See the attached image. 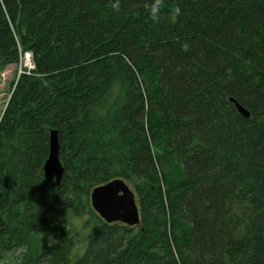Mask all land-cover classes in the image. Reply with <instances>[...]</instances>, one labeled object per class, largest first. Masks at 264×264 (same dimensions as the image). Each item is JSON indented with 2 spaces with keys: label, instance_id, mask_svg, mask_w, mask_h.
Instances as JSON below:
<instances>
[{
  "label": "trees",
  "instance_id": "16d2710c",
  "mask_svg": "<svg viewBox=\"0 0 264 264\" xmlns=\"http://www.w3.org/2000/svg\"><path fill=\"white\" fill-rule=\"evenodd\" d=\"M152 2L0 0V73L35 64L0 119L11 264H264V0H159L156 23ZM114 179L139 225L93 210Z\"/></svg>",
  "mask_w": 264,
  "mask_h": 264
},
{
  "label": "water",
  "instance_id": "95a60500",
  "mask_svg": "<svg viewBox=\"0 0 264 264\" xmlns=\"http://www.w3.org/2000/svg\"><path fill=\"white\" fill-rule=\"evenodd\" d=\"M233 103L244 118L250 117L245 108L236 101ZM43 173L47 180H54L57 184L62 179L63 167L58 157L56 131H52L50 134L49 154L43 166ZM90 200L93 210L106 223L119 222L128 226H137L140 223L135 194L129 185L121 179H114L95 187L90 194Z\"/></svg>",
  "mask_w": 264,
  "mask_h": 264
},
{
  "label": "rangeland",
  "instance_id": "374dc122",
  "mask_svg": "<svg viewBox=\"0 0 264 264\" xmlns=\"http://www.w3.org/2000/svg\"><path fill=\"white\" fill-rule=\"evenodd\" d=\"M34 67H35V64H34ZM33 71H35V68ZM17 72H18L17 64H12V65L7 66L0 73V119L3 115V111L9 100L11 89H12V84L17 80ZM87 239H88L87 235L82 236V241L84 244L87 243ZM20 255H21V252L0 253V264H11L12 262L18 260ZM77 255L78 256L81 255V252L78 253ZM73 260H75V257Z\"/></svg>",
  "mask_w": 264,
  "mask_h": 264
},
{
  "label": "built area",
  "instance_id": "2783aa9c",
  "mask_svg": "<svg viewBox=\"0 0 264 264\" xmlns=\"http://www.w3.org/2000/svg\"><path fill=\"white\" fill-rule=\"evenodd\" d=\"M17 66L18 76H20L21 74H31L35 68L32 53L29 51L19 50Z\"/></svg>",
  "mask_w": 264,
  "mask_h": 264
},
{
  "label": "clouds",
  "instance_id": "9594fccd",
  "mask_svg": "<svg viewBox=\"0 0 264 264\" xmlns=\"http://www.w3.org/2000/svg\"><path fill=\"white\" fill-rule=\"evenodd\" d=\"M179 10L177 9V12ZM148 13L151 18V20L156 23L159 22L161 18V4L159 3V0H153V2L150 4L148 8Z\"/></svg>",
  "mask_w": 264,
  "mask_h": 264
}]
</instances>
